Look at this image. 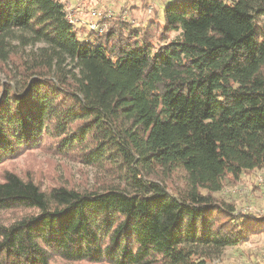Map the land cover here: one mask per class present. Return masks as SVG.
<instances>
[{
	"label": "trees",
	"instance_id": "1",
	"mask_svg": "<svg viewBox=\"0 0 264 264\" xmlns=\"http://www.w3.org/2000/svg\"><path fill=\"white\" fill-rule=\"evenodd\" d=\"M68 1L0 0V167L46 150L101 182L2 173L0 264H209L264 240V214L216 197L264 170V0H173L101 36Z\"/></svg>",
	"mask_w": 264,
	"mask_h": 264
},
{
	"label": "rangeland",
	"instance_id": "2",
	"mask_svg": "<svg viewBox=\"0 0 264 264\" xmlns=\"http://www.w3.org/2000/svg\"><path fill=\"white\" fill-rule=\"evenodd\" d=\"M172 1L69 0L68 3L66 2V8L68 13L73 14L75 18L80 19L78 16L81 15L85 18L89 17L87 20L90 19L92 11H96L101 15H116L119 17L126 13V18L122 20L134 21V25L140 27V25L146 26L154 13L158 14V19L155 21L162 22L163 7ZM174 36L175 33H170V38H174ZM155 40L157 46L163 43V41H158L157 38ZM7 170L19 174L24 179L36 181L42 189L72 185V183L77 187L88 186V188H93L101 182L98 179L100 176L96 169L81 166L69 158L54 156L46 150L24 153L18 159L5 162L0 167V178L2 173ZM263 173L264 170H260L243 175L237 182L225 180L223 189L216 194V197L223 202L233 204L238 210L246 207L251 208L253 211L264 210V187L256 184V177ZM173 181L174 183L167 181L169 191L183 188L182 178L181 180L172 179ZM209 264H264V240L262 235H254L249 241L238 247L225 248L218 257L212 258Z\"/></svg>",
	"mask_w": 264,
	"mask_h": 264
},
{
	"label": "built area",
	"instance_id": "3",
	"mask_svg": "<svg viewBox=\"0 0 264 264\" xmlns=\"http://www.w3.org/2000/svg\"><path fill=\"white\" fill-rule=\"evenodd\" d=\"M127 16L126 13H124L121 17L122 19H125ZM108 18L107 15H101L100 13H97L96 11H92L90 15V19L88 21L77 19L73 16V14L68 13V22L70 25L73 26H84L90 31L98 36L103 35L107 31V24L105 22V19ZM256 184L264 187V173L256 177ZM242 212H256L257 214H264V210H257L253 211L251 208H244L240 210Z\"/></svg>",
	"mask_w": 264,
	"mask_h": 264
},
{
	"label": "crops",
	"instance_id": "4",
	"mask_svg": "<svg viewBox=\"0 0 264 264\" xmlns=\"http://www.w3.org/2000/svg\"><path fill=\"white\" fill-rule=\"evenodd\" d=\"M78 18L83 19V20H85V21H88L87 19H88L89 17H88V18H85L84 16L79 15ZM78 27L81 28L82 26L80 25V26H78Z\"/></svg>",
	"mask_w": 264,
	"mask_h": 264
}]
</instances>
